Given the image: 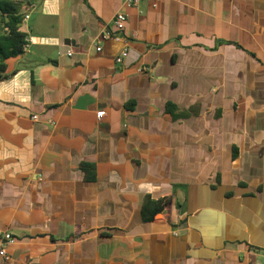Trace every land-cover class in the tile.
<instances>
[{
	"label": "crops",
	"instance_id": "0c3cea01",
	"mask_svg": "<svg viewBox=\"0 0 264 264\" xmlns=\"http://www.w3.org/2000/svg\"><path fill=\"white\" fill-rule=\"evenodd\" d=\"M27 1L0 80V264H264V0ZM146 196L173 204L144 222Z\"/></svg>",
	"mask_w": 264,
	"mask_h": 264
},
{
	"label": "trees",
	"instance_id": "16d2710c",
	"mask_svg": "<svg viewBox=\"0 0 264 264\" xmlns=\"http://www.w3.org/2000/svg\"><path fill=\"white\" fill-rule=\"evenodd\" d=\"M28 7L27 0H0V80L6 75L7 61L25 53L29 34L24 30V19L28 15ZM166 110L175 118L179 112L171 102L167 103ZM81 167L86 172L87 179L94 180L95 177L90 176H95V166L83 164ZM172 204V197L152 200L150 196H146L142 209L143 221H153L158 214L167 212Z\"/></svg>",
	"mask_w": 264,
	"mask_h": 264
},
{
	"label": "built area",
	"instance_id": "2783aa9c",
	"mask_svg": "<svg viewBox=\"0 0 264 264\" xmlns=\"http://www.w3.org/2000/svg\"><path fill=\"white\" fill-rule=\"evenodd\" d=\"M141 1H147V0H126L125 5L127 7H135V6H138ZM155 1H160V0H155ZM28 17H29L28 15L25 17L24 22L28 19ZM127 21H128V16H127V14L124 11H120V12H118L116 14V16H115V25H116V28H117V30L119 32H122L125 29ZM111 37L112 36H111L110 33H107L105 35L106 39H109ZM97 50H101V48L98 47ZM68 54L72 55L73 54L72 50H68ZM127 56H128V49H125L117 57L116 62L119 63V64H122L124 59ZM143 70L145 71L147 69L143 68ZM97 117H98L99 120H101V118L103 117V112L102 111L98 112ZM33 119L34 120H38V116L37 115L33 116ZM13 242H14V240L12 239L11 234L7 233V234H5L3 236V239L1 240V243H0V256H3V257L7 258L6 248H7L8 245L12 244Z\"/></svg>",
	"mask_w": 264,
	"mask_h": 264
}]
</instances>
